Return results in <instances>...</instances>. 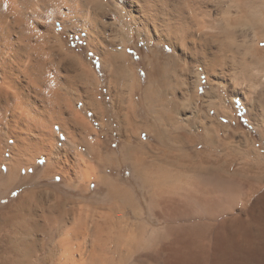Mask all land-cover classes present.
Masks as SVG:
<instances>
[{"label": "bare ground", "instance_id": "1", "mask_svg": "<svg viewBox=\"0 0 264 264\" xmlns=\"http://www.w3.org/2000/svg\"><path fill=\"white\" fill-rule=\"evenodd\" d=\"M60 28L86 34L89 51L109 75L105 82L82 47L69 50ZM131 33L149 52L138 64L128 54ZM261 42L264 0H0V195L13 185L20 190L10 209L0 206V264H34L32 257L46 247L45 264H111L96 243L88 244V220L83 217V226L81 218L68 220L77 209L49 204L39 190V177L52 174L64 176L70 187L79 179H102L112 212L124 215L130 209L138 217L146 208L166 223L164 231H149L148 225L134 228L123 217L119 238L130 244L129 256L143 252L137 264H234L240 252L249 253L240 243L245 232V239L258 246H250L248 257L264 264V155L246 136L238 146L224 142L226 126L198 105L201 99L209 110L228 116L221 107L226 101L219 86L224 85L230 96L247 103L264 141ZM162 45L173 51L161 50ZM141 61L148 69L144 80L137 72ZM202 75L207 90L200 96ZM102 83L107 101L98 93ZM84 110L92 111L102 127L117 123L126 137L122 156L105 150L107 143L96 139L98 130ZM188 110L193 117H181ZM130 127L141 142L143 132L154 133L185 152L193 147L194 154L171 155L178 165L168 163L170 158L147 163L130 147ZM200 144L209 151L198 153ZM43 157L42 171L31 174ZM181 159L192 165H180ZM127 160L133 164L135 189L97 175L99 164ZM237 206L246 213L230 216Z\"/></svg>", "mask_w": 264, "mask_h": 264}, {"label": "rangeland", "instance_id": "2", "mask_svg": "<svg viewBox=\"0 0 264 264\" xmlns=\"http://www.w3.org/2000/svg\"><path fill=\"white\" fill-rule=\"evenodd\" d=\"M59 32L64 34V39L66 42L69 44L68 48L70 51L72 50H78V47L81 48V53L86 57V61H90L91 65L96 69L97 73L99 74V77L101 78L102 81H106L108 79V74L104 70H102L101 66V60L99 59L98 56H95L92 51H89V47L87 45V41L85 40L86 34L84 32L78 33V34H71L72 32L64 31L62 28H60ZM65 32V33H64ZM134 35V36H133ZM132 41H131V46L130 49H128V54L133 56L134 62L138 64L140 57L143 55H147L149 52L146 48V42L144 40H140V37L136 33H131ZM153 47H155L154 44H152ZM260 46L264 47V42L260 43ZM140 50V51H139ZM161 50L171 53L173 50L167 48L166 45L161 46ZM79 51V50H78ZM159 51V50H158ZM141 52L142 54H139ZM141 55V56H140ZM147 66L141 61V65L137 66V72L140 74V76L145 79L147 75ZM202 84L199 86V95L202 96L204 92L207 90V80L205 78V75H202ZM219 90L221 92V95L223 96L224 100L226 101L225 105H221L222 109L224 107V110L226 111L228 116H224V113H221L217 115L215 113L214 109L209 110L206 106H203V101L200 99L198 101V106L199 108L204 109L206 112H208L212 116H216L217 121L222 122L225 128H222L221 132L224 133L225 135L222 137L223 141L226 142L227 144H230L231 146H238L239 145V139L243 138V136L246 138H251L253 139V143L255 144L252 145L256 147L258 152L262 155H264V141L258 132L257 126L254 124L253 120L249 116V109L248 105L246 102L243 101V99L238 96H230L228 93L227 89L225 88L224 85L219 86ZM224 87V88H223ZM98 93H100V96H103V100L107 101L109 98L105 99V95L107 94V85L105 83H102V85L99 86ZM141 94L138 93L137 100H139ZM191 110V109H189ZM186 111L185 114H180L181 117H193L192 113ZM84 113L88 116L89 120L91 121V124H93L97 130H98V135L96 136V139H101V141H105L107 143V147L105 150L110 149V151L117 156H122L124 153V145L126 144V137L125 135L121 133L119 126L117 123H112V127H102V125L99 123V120L94 117L92 111H86L84 110ZM230 113V114H229ZM185 115V116H184ZM230 115V116H229ZM233 116V117H231ZM214 118V117H212ZM154 123L159 124L162 127V123L160 121H156V119H152ZM114 125V126H113ZM132 127V126H131ZM130 127V128H131ZM164 127V126H163ZM167 129L173 130L172 125H167ZM111 128L114 129V133H112ZM132 129V128H131ZM100 131V132H99ZM131 131V130H130ZM132 136L129 139L130 141V147H132L133 152L137 155L143 154L146 162L150 163L154 159L158 160H163L166 158L167 160L170 158L171 165H178V162L175 160L174 157L171 155L176 156L178 155H183L187 151L188 154H194L193 150L194 148L191 146L188 147V150L185 152L180 149V146L177 144H174V142L169 141L168 138L166 141L161 142L158 137L154 135V133H147L143 132L142 139L143 142H141L137 137H136V130L135 128L132 129ZM100 134V135H99ZM62 137V141L67 140L64 135L61 133L60 134ZM203 134H200L198 139H200V142L203 141L205 142V138L202 136ZM227 135V136H226ZM202 136V137H201ZM242 136V137H241ZM108 137V138H107ZM195 137H192L194 139ZM168 142V143H167ZM171 142V143H170ZM170 143V144H169ZM172 144V145H171ZM174 144V145H173ZM199 147V148H198ZM197 147L198 153H206L209 151V148L207 147L206 144H200ZM82 151L85 152V148H82ZM84 158L88 159V154L85 152ZM73 156L77 158V160L80 159L78 155H76L75 152H73ZM181 157V156H180ZM183 158V157H181ZM153 159V160H152ZM182 160V159H181ZM179 160L180 165H192L189 160ZM46 163V158H39L36 161V164L32 166V173L34 171L39 174L44 165ZM115 164V163H114ZM106 165V164H99L97 171L98 176H103L107 175L109 176L113 181H115L118 184L121 185H127L131 189H135L137 183L135 182L134 178V172H133V167L131 161H126L122 163H118L116 165ZM87 165V162L83 161V166ZM240 166L239 163H237L234 167L235 171L238 167ZM3 170V169H2ZM25 174V173H23ZM91 180L85 179V181H82L79 179L76 183V187H70L67 185V182L64 179V176L61 174L59 175H50L45 178H40L37 180V184L39 186V190L44 192L46 199H50L48 202L49 204H60V205H65L67 208H76L77 211L75 213H70L68 215V220L70 221H78V224L80 223V226L85 224V219L88 220V226L90 227V232L92 235L87 237V242L88 244L91 243H96V246H98L100 251L104 250L105 254L108 256L111 264H122L124 260L127 262L126 264H137L138 263V256L139 254L143 253L142 251L138 253H135L133 255H128V249L131 247L130 244L124 240L123 238H119L120 236V230L122 229L124 222L123 219H129L130 224L136 225L134 226L139 228L141 227L144 223V225H148L149 231L151 229L159 230V231H164V228L166 226V223L161 222L159 223L156 220V216L153 214H148L147 210L145 208L144 212L140 216H135L133 212L128 209L126 211V215H122L121 213H114L112 212L107 205L106 202V193H107V187L104 184L103 180L101 179L98 181L95 179L93 176L90 177ZM132 180V181H131ZM91 181V182H90ZM20 190H18V187L15 185L9 187L2 195H0V206H3L2 210H8L10 209L16 202L18 196H19ZM140 199H141V205L144 206L146 205V199L140 195L136 194ZM57 199V200H56ZM69 199V200H67ZM242 199V198H241ZM113 200V199H112ZM254 199H252L251 202H249V205L247 208L251 207V204ZM145 201V202H144ZM118 202V201H117ZM119 202H122V199H119ZM5 205V206H4ZM105 205V206H104ZM142 206V208H143ZM5 208V209H4ZM247 208L244 210L240 207L237 206L233 212L229 213L230 216H235V215H240V214H245ZM84 210V211H83ZM146 211V212H145ZM40 213V211H38ZM86 212V213H85ZM49 214V213H48ZM112 214V215H110ZM116 214V215H115ZM109 217H108V216ZM115 215V216H114ZM51 216L54 218L58 217V213L54 212L51 213ZM81 216V217H79ZM111 216H113L111 218ZM142 216V217H141ZM150 218H149V217ZM154 216V218H153ZM83 217L85 218L83 221ZM106 217V218H105ZM124 217V218H123ZM108 218V219H107ZM138 218V219H137ZM107 219V221H106ZM120 219V220H119ZM149 219V220H148ZM111 220V221H110ZM154 220V221H153ZM152 221V222H151ZM95 222V223H94ZM83 223V224H81ZM69 224V223H68ZM106 224V225H105ZM109 224V225H108ZM140 224V225H139ZM74 225V224H73ZM72 226L71 223L68 227ZM96 226V227H95ZM108 226V227H107ZM130 226V225H129ZM98 227V228H97ZM106 228V229H105ZM158 228V229H157ZM104 231H103V230ZM120 229V230H119ZM129 230V229H127ZM55 233L56 239H59L61 237L60 234H58V230L56 227H53L52 230ZM97 231V232H96ZM252 231H255L254 228H252ZM247 235L245 232L244 235ZM241 235L240 237V243H242L248 252H252L251 247H257L254 244H250L246 238V235ZM244 238H243V237ZM92 239L94 241H92ZM245 239V241H244ZM245 243V244H244ZM248 246V247H247ZM251 246V247H250ZM250 247V248H249ZM245 249V248H244ZM43 250V251H42ZM38 251V255L32 257L34 260V264H45L42 260L46 257L47 254V247L45 249H42ZM243 250V249H241ZM239 253L238 257L236 255L235 260L236 263L234 264H258L260 263L259 258H254L252 256L248 257L249 253L244 252ZM126 256V257H125ZM125 257V258H124ZM239 259V260H238ZM49 264V263H46Z\"/></svg>", "mask_w": 264, "mask_h": 264}]
</instances>
